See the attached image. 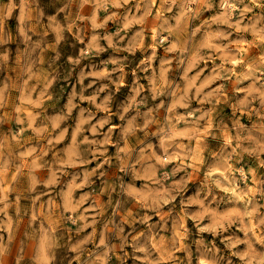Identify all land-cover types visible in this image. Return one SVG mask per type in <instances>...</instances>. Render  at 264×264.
Here are the masks:
<instances>
[{
	"label": "clouds",
	"instance_id": "clouds-1",
	"mask_svg": "<svg viewBox=\"0 0 264 264\" xmlns=\"http://www.w3.org/2000/svg\"><path fill=\"white\" fill-rule=\"evenodd\" d=\"M0 264H264V0H0Z\"/></svg>",
	"mask_w": 264,
	"mask_h": 264
},
{
	"label": "rangeland",
	"instance_id": "rangeland-1",
	"mask_svg": "<svg viewBox=\"0 0 264 264\" xmlns=\"http://www.w3.org/2000/svg\"><path fill=\"white\" fill-rule=\"evenodd\" d=\"M57 95H59V93H57Z\"/></svg>",
	"mask_w": 264,
	"mask_h": 264
}]
</instances>
